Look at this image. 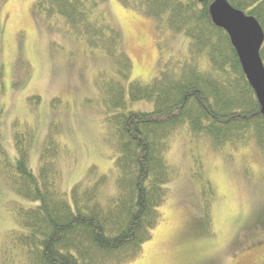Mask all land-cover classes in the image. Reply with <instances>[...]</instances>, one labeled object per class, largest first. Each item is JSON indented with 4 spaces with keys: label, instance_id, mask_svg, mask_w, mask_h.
<instances>
[{
    "label": "trees",
    "instance_id": "obj_1",
    "mask_svg": "<svg viewBox=\"0 0 264 264\" xmlns=\"http://www.w3.org/2000/svg\"><path fill=\"white\" fill-rule=\"evenodd\" d=\"M105 1L35 0L33 9L47 19L62 17L72 40L84 41L87 50L103 54L114 66L115 76L98 82L107 112L103 121L117 152L115 190L109 193L106 176L99 175L75 184L69 202L57 185L61 147L53 133L34 173L27 131L15 132V155L0 147V172L14 193L34 204L14 205L16 228L3 239L2 264H124L139 256L161 220L176 174L166 152L177 132L186 136L190 176L207 217L214 191L193 146L226 157H232L231 149L251 148L264 162V117L227 32L211 20L213 0H117L151 18L158 32L189 40L186 55L161 62L149 82L133 80L126 86L131 60L120 31L108 20ZM227 1L255 17L264 34V0ZM259 54L264 65V41ZM138 101L152 103L153 109L129 108Z\"/></svg>",
    "mask_w": 264,
    "mask_h": 264
},
{
    "label": "rangeland",
    "instance_id": "obj_2",
    "mask_svg": "<svg viewBox=\"0 0 264 264\" xmlns=\"http://www.w3.org/2000/svg\"><path fill=\"white\" fill-rule=\"evenodd\" d=\"M34 2L0 0V147L14 156V133L26 130L28 165L37 173L42 146L53 133L61 147L57 185L66 199L71 201L75 184L103 174L105 189L113 193L117 152L103 121L106 107L98 80L115 76L114 66L103 54L87 50L84 41L72 40L62 17L36 13ZM103 8L131 60L125 86L149 82L161 62L187 54L189 40L183 34L158 32L151 18L117 0H106ZM129 108L151 111L153 105L138 101ZM188 149L184 132L175 133L166 159L176 174L160 208L161 220L141 254L124 264H253L264 256L262 158L251 148L231 149L232 157H226L193 146L214 191L207 217L190 176ZM15 204L34 202L14 193L0 172V264L3 239L16 228Z\"/></svg>",
    "mask_w": 264,
    "mask_h": 264
},
{
    "label": "water",
    "instance_id": "obj_3",
    "mask_svg": "<svg viewBox=\"0 0 264 264\" xmlns=\"http://www.w3.org/2000/svg\"><path fill=\"white\" fill-rule=\"evenodd\" d=\"M209 13L214 25L227 32L264 117V65L259 54L264 41L261 26L255 17L234 8L227 0H213Z\"/></svg>",
    "mask_w": 264,
    "mask_h": 264
},
{
    "label": "flooded vegetation",
    "instance_id": "obj_4",
    "mask_svg": "<svg viewBox=\"0 0 264 264\" xmlns=\"http://www.w3.org/2000/svg\"><path fill=\"white\" fill-rule=\"evenodd\" d=\"M253 264H264V256L259 258L257 261H254Z\"/></svg>",
    "mask_w": 264,
    "mask_h": 264
}]
</instances>
